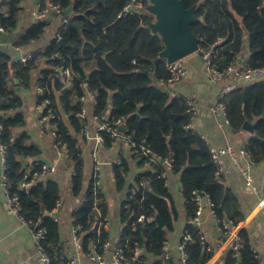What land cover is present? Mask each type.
Segmentation results:
<instances>
[{
    "label": "trees",
    "instance_id": "trees-1",
    "mask_svg": "<svg viewBox=\"0 0 264 264\" xmlns=\"http://www.w3.org/2000/svg\"><path fill=\"white\" fill-rule=\"evenodd\" d=\"M180 1L186 9L194 8L196 21L191 25V30L201 41L199 49H210L220 39L225 40L215 48L218 50L216 64L219 69L238 60L246 51V46L248 52L245 54L249 55L252 64L264 66V0ZM54 2L60 5L62 16L68 20L59 38L66 48L55 38L47 48L37 50L26 62L14 61L0 51V124L3 126L1 140L8 149L7 187L12 195L19 198L22 215L31 222V226L46 230L43 249L52 258V264L57 262L59 255L56 251L59 226L51 214L60 199V188L55 181H38L31 188L33 198H29L20 188L27 169L19 159L35 158L40 155V150L30 143L25 133L18 138L13 137L14 130L25 123L19 112L23 102L18 88H29L35 79H40L43 89L39 102L49 100L43 116L54 115L48 123L55 127L57 143L67 145L71 160L75 163L76 173L71 182L75 195L80 196L84 187L81 175L83 164L78 139L71 130L77 135L82 133L83 125L76 113L80 110L81 98L87 88L96 95L97 121L104 123L121 119L126 122V134L130 140L148 148L158 159L150 163L147 157H137L139 164L147 170L136 177L133 189L137 195L132 196L129 192L122 203L120 241L126 244L128 256H132L139 247L143 250L140 260L148 264H163V242L178 220L175 199L168 190L166 178L162 177L168 169L180 176V191L185 200L188 221L186 231H190L195 238L198 230L193 223L196 205L192 193L196 190L210 196L218 216L226 217L234 224L239 223L242 216L238 204L222 182V177L216 176V165L206 142L200 133L186 128L191 122L187 98L171 95L165 87L169 73L165 67L166 60L159 58L165 44L162 37L150 28L155 16L146 9L149 1ZM20 4L21 0H5L1 4L0 27L5 31L18 25ZM70 5L74 6V12L66 16L64 11ZM129 5H132V10L126 12L125 8ZM47 26L46 21L36 22L19 44L23 46L37 40L45 33ZM59 68L69 70L72 80L65 92L57 94L50 90V79ZM60 78V75L52 76L54 89L60 86ZM221 101L225 104L230 126L235 133L244 132L245 122L254 125L245 148L256 164L263 162L264 80L246 83L225 95ZM111 142L106 136V145ZM41 165L39 162L33 164L30 175L41 171ZM130 171L131 164L126 159L114 165L116 189L119 192L125 190ZM108 214V202L102 193L95 195L92 184H88L79 209L72 215L75 219L73 224L81 226L78 234L82 237L85 254L90 252L92 245L101 249L103 243L109 240L106 229ZM141 214L152 220L137 222ZM156 215L162 218L165 224L163 228L157 227ZM241 236L243 247L240 262L258 264L246 234L242 232ZM186 251L189 264H206L211 257V253L206 252L199 241L186 244ZM234 262L232 251H229L226 263Z\"/></svg>",
    "mask_w": 264,
    "mask_h": 264
},
{
    "label": "crops",
    "instance_id": "crops-1",
    "mask_svg": "<svg viewBox=\"0 0 264 264\" xmlns=\"http://www.w3.org/2000/svg\"><path fill=\"white\" fill-rule=\"evenodd\" d=\"M4 1L0 0V7ZM37 2L38 0H21L18 25L12 30L0 32V51L11 56L14 61H21L20 59L23 57H30L31 59L34 52L47 48L55 38H60V31L65 25L63 16L51 14L45 20L48 22V26L40 38L23 46L19 44L30 27L38 22L32 16V11L35 9ZM246 52H248L247 47L238 59L243 58L244 55L249 56L245 54ZM186 65L189 69L188 75L179 83H168L165 86L166 89L169 90L171 95H182L194 103L198 110V116L193 120V128L201 134V137L207 138L209 145L216 149L231 146L238 153L245 148L251 132L244 130V132L235 133L230 125H224L225 118L222 115L211 113V106L220 102L223 103L221 101L224 98L221 97L223 87L208 82L200 57L196 54L189 55ZM54 75L61 76L59 79L60 86L57 89L52 87V76ZM69 82L67 71L62 68V71L51 75L50 90L57 94L65 92L68 89ZM36 84L37 79L29 88H18L23 102L19 112L23 115L25 123L14 130L13 137L18 138L22 133H25L29 137L30 143L39 148L40 155L35 158L21 157L19 160L23 167L27 169L26 173H30L32 165L37 162L42 165L54 166L53 172L36 179L34 185L38 181L51 180L58 183L60 188V199L58 200L60 212L56 215L59 226V244L56 251L59 255L55 264H70L74 257L77 258L76 264H96L88 259L83 248L82 250L79 249V244H82V237L80 235L79 239L74 237L72 216L73 212L79 209L88 184H92V172L95 165L94 154L97 148L94 137L100 124L95 116V102L90 99L89 93L86 91L85 95L82 96L84 100L81 105L84 104L87 107V128L82 126V133L79 135L71 130V133L78 139L83 164L81 175L84 187L81 195L77 196L73 193L71 187L73 174L76 173L75 163L71 160L70 152L66 156L64 154L65 149L56 147L57 141L53 135L55 127L48 122H41L42 113L38 109ZM245 84V82H239L238 87L245 86ZM9 114L13 115L11 112ZM97 156L102 164V195L109 205L106 229L109 234V241L115 244L120 241L122 203L129 192L132 195L137 175L147 169L139 164V160L133 154L130 144L122 139L114 140L108 145L105 144L104 147L98 148ZM125 159L131 164V171L127 178L125 190L119 192L116 189L114 165ZM223 162L225 171L222 182L233 194L242 220L234 224L226 217L213 216L205 206L201 217L203 223L200 231L206 237V242L210 247V251L205 249L206 252L211 253V257L206 264L226 262L235 234L239 233L241 236L242 232L246 234L250 248L256 251L257 255L252 253L253 257L258 261V264H264V213L262 211L264 207V161L257 164L252 171L254 185L262 190V196L246 187L243 176L234 167L229 157H225ZM168 166L169 164L166 163L167 168H169ZM1 174L2 163L0 158V180ZM179 179V174H175L174 171L168 169L167 187L175 199L178 210V220L166 238L173 253V264H183L179 246L188 223L185 200L181 195ZM130 186L132 190L128 191ZM94 204H97V199L94 200ZM0 264H43L38 257V247L31 227L9 212L6 192L3 187H0Z\"/></svg>",
    "mask_w": 264,
    "mask_h": 264
},
{
    "label": "built area",
    "instance_id": "built-area-1",
    "mask_svg": "<svg viewBox=\"0 0 264 264\" xmlns=\"http://www.w3.org/2000/svg\"><path fill=\"white\" fill-rule=\"evenodd\" d=\"M133 1L137 2V0H133ZM139 7L140 4L137 5V8ZM125 10L126 12L132 10V5L127 6ZM62 12L63 11L60 5L56 4L54 0H38L35 9L32 11V16L34 19L38 21H45L51 14L62 15ZM63 21L65 24L68 23V20L65 17H63ZM0 32H5V29L3 27H0ZM60 35H61V31H60ZM224 42H225L224 39H220L218 43L213 44L210 49H198L195 53L201 59L204 74L208 82L214 85H221L223 87L221 97L228 95L230 92L238 88L239 82L254 83L256 81L264 79V66L263 67L254 66L249 56H243V58L231 62L224 69H219L216 64V61L218 59V50H216L215 48L218 46V44ZM29 59L30 57H23L20 60L21 62H26ZM165 67L169 73V77L166 81L167 83L170 84L179 83L189 73V69L186 65L185 58L172 62L166 61ZM66 71H67L68 79L71 81L72 76L69 70L66 69ZM36 89H37L38 109L42 113L41 122L47 123L51 118H54V115L50 114L43 116V111L45 107L49 105V100L45 99L43 102H39V98L43 96V89L41 88L40 79H37ZM87 91L89 93L90 99L96 104L95 93H93L88 88ZM83 100L84 97L81 98V102H83ZM187 106H188V113L191 114V122L187 125L186 128L194 129L193 120L196 116H198V111L192 101L187 100ZM210 111L213 114L222 115L225 118L224 125H228V126L230 125L229 119L227 117L226 107L223 103L220 102L211 106ZM87 115H88L87 107L84 104H82L79 112L76 113V116L81 120L84 128H87ZM122 123H124V121H122L121 119H113L112 121L100 123L97 132L95 134L94 141H95V146L97 148L94 154L95 165L93 168L92 180H91L92 189L95 195L102 193L103 190L102 179H101L102 164L97 156V149L105 146L106 136L109 137V139H111L112 141L117 139H122L124 141H127L130 144L132 152L136 157H141V156L147 157L150 163H155L158 161V159L150 152L148 148L133 143L128 137V135L120 130V126ZM2 130H3V126L2 124H0V158L2 163L0 187H3L6 192L9 212L14 216L19 217L23 223L31 227L34 240L38 247V257L40 261H42L43 264H52V258L48 254H46V252L43 249V242L47 234L46 230L44 228L37 229L35 226L34 227L31 226V222L27 221L22 215V206L19 198L17 196L12 195L9 191V188L7 187L8 179H7L6 171L8 169L7 167L8 149L6 144H4L3 141L1 140ZM53 135L56 137L55 131L53 132ZM202 138L206 142L212 160L216 165V171H215L216 176L218 177L223 176V173L225 171L223 159L225 157H229L234 167L238 169L240 174L243 176L246 187L250 191L258 194L259 196L263 195L262 190L258 189V187L254 185L252 171L257 164L254 162L252 156L250 155V153L246 148L241 149L238 153H236L233 147L231 146H227L222 149H216L211 145H209V142L207 141L206 137L203 136ZM56 147L57 148L61 147L65 149L64 154L66 156L69 155L68 147L66 144L58 142L56 144ZM53 171H54V166L43 164L41 167V171L35 172L31 175L30 173H26L24 175V178L20 183V188L24 190L30 198H32L33 194L31 193L30 190L34 186L36 179L42 176H46ZM162 177L166 178V185H167V173H164ZM141 185H145V184L141 183ZM136 195L137 192L134 189L132 191V196H136ZM192 200L195 202L196 205V211H195L193 223L194 226L197 228L198 233H197V238H195L193 234L188 230L183 234L182 242L179 246V253L181 257V262L183 264H189V257L186 251V244L188 243H195L196 241H199V243L201 244L204 250L206 249L210 251V247L206 242V237L200 231V228L203 223L201 217L205 209V206H207V208L210 210L213 216H217L215 205L211 200L210 196L205 192L198 190L194 191L192 193ZM262 211L264 213V207ZM59 212H60V204L57 202L53 210V213L51 214L55 222L58 221V217L56 215ZM146 220L150 221L152 220V218L146 217L145 214H141L138 217L137 222H144ZM74 221L75 219L73 218V222ZM133 225H135V223H133ZM80 230H81L80 225H74L73 234L75 239H79L78 232ZM242 247H243L242 237L240 236L239 233L235 234L233 242L229 248V251H232V257L235 259V262L233 264H242L240 262V250L242 249ZM79 249L82 250L81 243L79 244ZM126 249L127 246L123 242L118 241L117 243L112 244L108 240L105 243H103L101 249H99L97 245H92L90 252L86 253L85 255L88 257L89 260L95 262L96 264H148L147 261L140 260V256L142 253L141 248L137 247L132 256H128ZM251 250L254 255H257L254 249ZM172 259H173V253L170 247V243L168 240H165L162 246V254H161L162 263L173 264ZM76 260L77 258L74 257L72 261H70V264H76ZM222 264H227V263L224 262Z\"/></svg>",
    "mask_w": 264,
    "mask_h": 264
},
{
    "label": "water",
    "instance_id": "water-1",
    "mask_svg": "<svg viewBox=\"0 0 264 264\" xmlns=\"http://www.w3.org/2000/svg\"><path fill=\"white\" fill-rule=\"evenodd\" d=\"M148 1L149 5L146 9L155 16V22L150 24V28L162 37L165 44V49L159 58L172 62L195 53L199 49L201 41L191 30V25L196 21L194 8L186 9L180 0ZM73 12L74 6L70 5L64 14L70 16ZM59 44L66 48L62 39H59ZM58 71H62V68H59ZM243 129L252 132L254 125L245 122ZM120 130L127 133L126 122L121 124ZM155 222L157 227H164V222L159 215H156Z\"/></svg>",
    "mask_w": 264,
    "mask_h": 264
},
{
    "label": "rangeland",
    "instance_id": "rangeland-1",
    "mask_svg": "<svg viewBox=\"0 0 264 264\" xmlns=\"http://www.w3.org/2000/svg\"><path fill=\"white\" fill-rule=\"evenodd\" d=\"M247 47V46H246ZM246 49V48H245ZM196 53V52H195ZM195 53H193V54H195ZM193 54H191V55H193ZM189 58V56H187V57H185V61L187 60ZM264 80V79H263ZM198 111V110H197ZM197 132V131H196Z\"/></svg>",
    "mask_w": 264,
    "mask_h": 264
}]
</instances>
